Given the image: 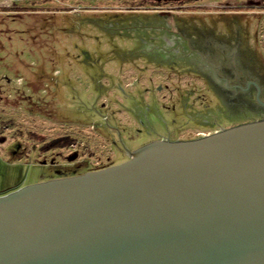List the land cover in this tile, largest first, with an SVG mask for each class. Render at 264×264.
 <instances>
[{
	"label": "rangeland",
	"instance_id": "rangeland-1",
	"mask_svg": "<svg viewBox=\"0 0 264 264\" xmlns=\"http://www.w3.org/2000/svg\"><path fill=\"white\" fill-rule=\"evenodd\" d=\"M232 66L258 93L264 0H0V195L252 119Z\"/></svg>",
	"mask_w": 264,
	"mask_h": 264
},
{
	"label": "water",
	"instance_id": "water-1",
	"mask_svg": "<svg viewBox=\"0 0 264 264\" xmlns=\"http://www.w3.org/2000/svg\"><path fill=\"white\" fill-rule=\"evenodd\" d=\"M128 155L0 195V264H264V117Z\"/></svg>",
	"mask_w": 264,
	"mask_h": 264
},
{
	"label": "flooded vegetation",
	"instance_id": "flooded-vegetation-1",
	"mask_svg": "<svg viewBox=\"0 0 264 264\" xmlns=\"http://www.w3.org/2000/svg\"><path fill=\"white\" fill-rule=\"evenodd\" d=\"M206 41H208V40L206 39ZM204 47L206 48V50H208L210 52L211 49H209V46L206 47V45H205ZM221 64L222 63H220V70L222 68ZM240 71L241 70L238 71V70L234 69V67L232 66L231 69H230V71H227V73L223 74L224 76H227L228 77V83L229 84L225 86L224 79H221L220 81H221V83L223 85V88L226 91H230V92H233L234 91L233 94L235 96H237V94H239V93L246 94L247 97L248 96L249 97L253 96L252 98H253L255 104H257L258 107H259L258 114L256 116H253L252 119L246 118V119H243L241 121H235V119L233 118V121H235V122H233V123H231L229 125H226V126L219 125L218 126L219 128H216L215 130H218V129L223 128V127H229V126H232V125H236V124H239V123H243V122H247V121H252L254 119H258V118H263L264 117V105L261 102H259L258 100H256V98H255V95L257 93V90H256L255 86L252 85V84H250L249 86L246 87L245 78L241 74ZM221 72H223V71H221ZM239 84L242 85V87H246V88H240V87H238ZM259 97H260V99L262 101H264V84H262V88L260 89ZM250 100L252 101V99H250ZM226 107H227V105H226ZM200 132L203 133V132H206V131H200ZM200 132L198 134H200ZM210 132L211 131H208L207 133H210ZM105 166H108V165H105ZM105 166H103V167H105ZM100 168H102V167H100ZM93 170H95V169H93ZM62 176H69V175H67V174H61V175H59V177H62Z\"/></svg>",
	"mask_w": 264,
	"mask_h": 264
},
{
	"label": "trees",
	"instance_id": "trees-1",
	"mask_svg": "<svg viewBox=\"0 0 264 264\" xmlns=\"http://www.w3.org/2000/svg\"><path fill=\"white\" fill-rule=\"evenodd\" d=\"M72 140H74V138L70 136H66V135L57 137L51 140L50 143L46 145V147H57V146L67 145V144H70Z\"/></svg>",
	"mask_w": 264,
	"mask_h": 264
}]
</instances>
